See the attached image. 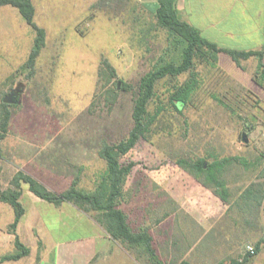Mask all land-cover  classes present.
Listing matches in <instances>:
<instances>
[{"label":"rangeland","instance_id":"1","mask_svg":"<svg viewBox=\"0 0 264 264\" xmlns=\"http://www.w3.org/2000/svg\"><path fill=\"white\" fill-rule=\"evenodd\" d=\"M68 1L33 0L34 20L44 28L46 38L30 77L21 66L34 31L15 7L0 6V103L9 91L20 89L18 102L8 107L7 130L0 140L3 189L18 170L56 188L66 189L76 180L77 187L94 189L106 169L98 154L102 143L127 136L138 82L166 46V31L156 25L153 14L132 0L97 2L88 9L82 0ZM237 65L241 73L229 70L219 58L213 64L196 62L199 87L181 112L170 104L168 93L189 72L160 79L149 108L161 103L165 110L147 138L138 139L119 157L121 164L133 165L117 206L134 231L148 228L154 234L153 245L167 264L175 258L162 252V228L154 221L164 195L213 191L180 167L178 159L204 158L209 163L236 155L240 161L227 164L221 177L234 181V191L240 185L264 186V89L254 81V72V84L250 82L247 63ZM119 79L133 88L116 89ZM0 111L4 113L1 105ZM40 164H48L49 169ZM48 170L63 177L49 176ZM194 199L197 203L198 198ZM21 202H26L25 197ZM164 203L173 210L168 197ZM0 206L3 225L13 219L14 211L8 203L0 202ZM74 220L72 216L67 223L73 225ZM80 233L82 228H76L70 235ZM11 250L7 243L0 247V254Z\"/></svg>","mask_w":264,"mask_h":264},{"label":"crops","instance_id":"2","mask_svg":"<svg viewBox=\"0 0 264 264\" xmlns=\"http://www.w3.org/2000/svg\"><path fill=\"white\" fill-rule=\"evenodd\" d=\"M132 1L151 14L158 6L157 0ZM97 2L102 0H82L86 9L96 7ZM176 8L180 19L221 48L246 51L264 48V0H176ZM218 58L229 70L236 72L239 69L241 73L240 66L228 53L219 52ZM239 63L250 66L247 77L254 84L251 76L256 68V58L240 59ZM39 166L49 169L48 164ZM48 171L49 176L63 177V173ZM35 178L49 189L61 191L65 188H56ZM233 182L225 181L229 190L226 201L211 190L164 195L161 212L154 221L162 228L159 234L162 252L175 258L168 264L181 260L193 264H235L246 244L255 246L264 239V186L261 183L240 185L238 191H234ZM24 197L26 202L22 203ZM167 197L174 205L173 210L166 209L169 205L164 203ZM195 197L198 198L197 203H194ZM19 200L25 211L15 234L7 229L13 219L0 225V247L7 243L12 246L11 251L0 254V257L16 252L15 235L29 252L0 264H150L147 258L137 254L135 246L114 239L98 222L97 216L71 202L49 203L32 193L25 183H21ZM1 213L3 209L0 206ZM72 216L75 218L73 225L67 223ZM76 228H82V233L70 235ZM58 231L62 234L58 235ZM149 232L154 241V234ZM155 249L160 256L158 248ZM187 256H191L192 261ZM245 264H264V242Z\"/></svg>","mask_w":264,"mask_h":264},{"label":"trees","instance_id":"3","mask_svg":"<svg viewBox=\"0 0 264 264\" xmlns=\"http://www.w3.org/2000/svg\"><path fill=\"white\" fill-rule=\"evenodd\" d=\"M108 0H102L107 2ZM158 6L153 11L155 23L166 31V46L163 53L152 64L140 78L137 91L133 100L132 127L127 136L115 143L103 142L98 154L106 162L105 171L100 174L99 180L94 189L84 190L77 187L76 180L61 191L49 189L42 182L32 175L18 170L10 180V186L6 189L1 187L0 172V201L8 203L14 211L13 221L7 229L15 234L18 221L24 214V207L19 197L21 195V183L28 185V189L39 198L59 205L68 201L84 211H96L97 220L106 231L117 240L135 246L137 254L148 259L150 264H164L157 255L153 245V238L147 228L134 231L128 223L127 216L120 209L118 199L123 194V184L130 173L133 162L121 164L119 157L126 154L140 138H147L155 124L158 116L165 110L161 103H157L153 109L149 108L150 103L156 97V83L165 77L175 78L179 74L189 72V77L180 84H175L169 90L168 100L170 104L179 112L189 104L192 96L199 87V77L194 67L196 62H206L213 64L218 59L219 52L228 53L232 59L239 64L240 59H247L251 56L257 60L254 71V81L264 89V48L261 50H234L217 46L214 42L206 40L199 30L188 22L180 19L176 8V0H157ZM11 5L15 7L24 21L34 31L33 44L26 61L21 68L27 69V76L30 77L35 71V62L41 49L45 45L46 32L34 20L35 7L32 0H0V6ZM103 63L108 67L111 75H115L114 69L106 59ZM116 89L131 90L132 84L121 79L115 84ZM15 102L19 100V94L15 97ZM13 103H6L1 100V109L4 113L0 115V140L4 138L7 123L10 117L8 107ZM1 157V147H0ZM239 156H228L224 158H214L211 162H206L204 158L196 160H186L180 158L177 164L185 171L189 172L204 186L212 188L213 192L223 201L227 200L229 190L224 179L221 177L223 168L232 161H240ZM264 239L255 244L256 253L260 250ZM14 243L16 252L0 257V263L5 260H15L28 254V248L20 242L15 235ZM249 259L246 255L242 261H235V264H245ZM173 264V263H172ZM175 264H193L188 260H181Z\"/></svg>","mask_w":264,"mask_h":264},{"label":"built area","instance_id":"4","mask_svg":"<svg viewBox=\"0 0 264 264\" xmlns=\"http://www.w3.org/2000/svg\"><path fill=\"white\" fill-rule=\"evenodd\" d=\"M255 253H256L255 246H253L252 244H246L244 252L242 256L238 259V261H242L246 255L252 256Z\"/></svg>","mask_w":264,"mask_h":264},{"label":"water","instance_id":"5","mask_svg":"<svg viewBox=\"0 0 264 264\" xmlns=\"http://www.w3.org/2000/svg\"><path fill=\"white\" fill-rule=\"evenodd\" d=\"M3 101L6 103H14L15 99L13 98V94L9 93L6 96H4ZM242 138L246 141V138L244 137V135H242Z\"/></svg>","mask_w":264,"mask_h":264},{"label":"flooded vegetation","instance_id":"6","mask_svg":"<svg viewBox=\"0 0 264 264\" xmlns=\"http://www.w3.org/2000/svg\"><path fill=\"white\" fill-rule=\"evenodd\" d=\"M19 91H20V89H14V90H11V91H9L7 94H9V93H12L13 94V98L17 95V94H19ZM6 94V95H7ZM15 99V98H14ZM16 101V100H15Z\"/></svg>","mask_w":264,"mask_h":264}]
</instances>
